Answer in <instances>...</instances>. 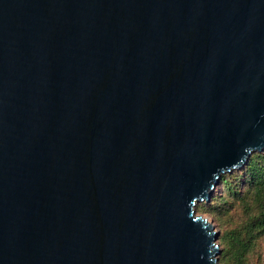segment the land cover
<instances>
[{"label":"water","instance_id":"95a60500","mask_svg":"<svg viewBox=\"0 0 264 264\" xmlns=\"http://www.w3.org/2000/svg\"><path fill=\"white\" fill-rule=\"evenodd\" d=\"M263 150L264 0H0V264H221Z\"/></svg>","mask_w":264,"mask_h":264},{"label":"rangeland","instance_id":"374dc122","mask_svg":"<svg viewBox=\"0 0 264 264\" xmlns=\"http://www.w3.org/2000/svg\"><path fill=\"white\" fill-rule=\"evenodd\" d=\"M261 152L264 153V150ZM248 162L225 174L228 181L218 183L210 202L201 201L196 205L197 214L207 218L219 231V260L223 264H264V228H256L252 232L245 230L250 228L253 219L264 218V187L256 189L244 183V178L249 176L246 170ZM232 230H244L243 233H248V236L250 233L254 235L245 260H237L235 252L222 241L223 235Z\"/></svg>","mask_w":264,"mask_h":264},{"label":"trees","instance_id":"16d2710c","mask_svg":"<svg viewBox=\"0 0 264 264\" xmlns=\"http://www.w3.org/2000/svg\"><path fill=\"white\" fill-rule=\"evenodd\" d=\"M261 153L257 152L252 154L248 160V165L246 166L247 175L249 174V176L244 178V183H249L250 187L256 189L264 187V153ZM226 177L227 176L223 174L219 182H227L228 179ZM256 228H264V218L253 219L250 228L247 227L245 230L247 232H252ZM243 232L244 230H232L230 233H227L222 237V241L235 252V256L239 261L246 259V252L254 241L253 234L250 233L248 236V233ZM220 263L223 264L222 261H220Z\"/></svg>","mask_w":264,"mask_h":264}]
</instances>
